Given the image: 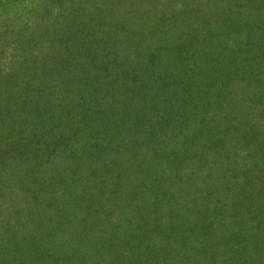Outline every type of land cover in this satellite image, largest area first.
Instances as JSON below:
<instances>
[{
  "label": "trees",
  "instance_id": "trees-1",
  "mask_svg": "<svg viewBox=\"0 0 264 264\" xmlns=\"http://www.w3.org/2000/svg\"><path fill=\"white\" fill-rule=\"evenodd\" d=\"M0 264H264V0H0Z\"/></svg>",
  "mask_w": 264,
  "mask_h": 264
}]
</instances>
